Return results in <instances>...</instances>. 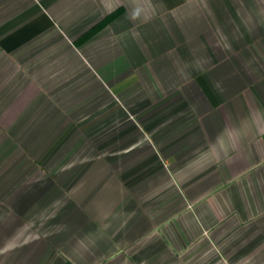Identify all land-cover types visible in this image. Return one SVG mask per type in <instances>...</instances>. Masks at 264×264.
Returning <instances> with one entry per match:
<instances>
[{
	"label": "crops",
	"instance_id": "0c3cea01",
	"mask_svg": "<svg viewBox=\"0 0 264 264\" xmlns=\"http://www.w3.org/2000/svg\"><path fill=\"white\" fill-rule=\"evenodd\" d=\"M0 264H264V0H0Z\"/></svg>",
	"mask_w": 264,
	"mask_h": 264
}]
</instances>
